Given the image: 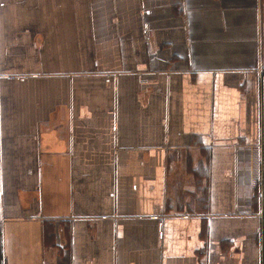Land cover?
<instances>
[{
	"label": "crops",
	"instance_id": "0c3cea01",
	"mask_svg": "<svg viewBox=\"0 0 264 264\" xmlns=\"http://www.w3.org/2000/svg\"><path fill=\"white\" fill-rule=\"evenodd\" d=\"M3 264H264V0H0Z\"/></svg>",
	"mask_w": 264,
	"mask_h": 264
},
{
	"label": "trees",
	"instance_id": "16d2710c",
	"mask_svg": "<svg viewBox=\"0 0 264 264\" xmlns=\"http://www.w3.org/2000/svg\"><path fill=\"white\" fill-rule=\"evenodd\" d=\"M0 244H1V239H0ZM2 260H3V255H2V250H1V247H0V264H3Z\"/></svg>",
	"mask_w": 264,
	"mask_h": 264
}]
</instances>
